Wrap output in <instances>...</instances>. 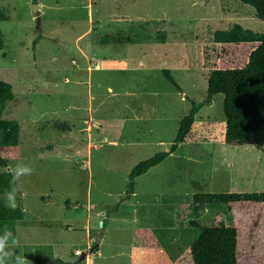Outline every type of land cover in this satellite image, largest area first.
<instances>
[{"label":"rangeland","instance_id":"1","mask_svg":"<svg viewBox=\"0 0 264 264\" xmlns=\"http://www.w3.org/2000/svg\"><path fill=\"white\" fill-rule=\"evenodd\" d=\"M0 10L8 18L0 80L15 94L0 120L20 126L19 146L0 150V173L31 169L17 177L14 196L26 217L2 249L4 264L17 255L25 264H132L156 250L174 262L196 242L195 221L238 225L226 206L198 219L193 206L196 194L264 192V183L242 176L264 177V146L208 136L224 133V95L197 115L202 139L181 144L136 179L119 211H108L138 163L170 150L191 100H206L222 52L215 33L235 24L264 33L254 8L237 0H0ZM106 37L120 40L105 44Z\"/></svg>","mask_w":264,"mask_h":264},{"label":"trees","instance_id":"2","mask_svg":"<svg viewBox=\"0 0 264 264\" xmlns=\"http://www.w3.org/2000/svg\"><path fill=\"white\" fill-rule=\"evenodd\" d=\"M237 1L254 8V18L264 22V0ZM7 20L5 13L0 10V52L6 47L1 23ZM118 40L106 37L105 44H113ZM215 42L222 45V52L218 67L209 77L206 100H191L190 112L181 119L175 142L169 151L157 153L132 169L126 195L108 211L109 216L119 211L120 206L135 194L136 179L161 165L181 144L202 139L194 131L196 117L204 107L212 105L217 95L225 96L226 125L220 136L208 132L211 142L231 147L264 146V33H256L235 24L229 31L216 32ZM163 75L174 88L182 92L171 71L164 70ZM14 99L13 87L0 80V114L4 106ZM19 144V124L14 120L1 119L0 150L8 151ZM0 165L7 166V160L1 156ZM13 177L12 172L0 173V238L4 239V245L15 243L16 224L26 217L21 207H8L3 197L8 193L20 192L19 182ZM193 206L197 219L205 209L226 206L238 225L206 227L195 221L193 224L200 230L199 236L176 261L173 262L165 251L156 250L138 254L132 264H264V192L196 194ZM144 233L148 238L151 237L150 232ZM150 244L157 247L153 239ZM53 264L75 263L56 260Z\"/></svg>","mask_w":264,"mask_h":264},{"label":"clouds","instance_id":"3","mask_svg":"<svg viewBox=\"0 0 264 264\" xmlns=\"http://www.w3.org/2000/svg\"><path fill=\"white\" fill-rule=\"evenodd\" d=\"M30 171H31V169H29L27 167L21 169L19 167V165H17L13 179L15 180L18 176L23 175L25 173H28ZM7 206L12 208V209H15L17 207V203L15 200L14 193L8 194ZM3 247H4V239L0 238V257L9 255V253L2 252ZM0 264H4V261L2 258H0ZM16 264H25V258L17 255L16 256Z\"/></svg>","mask_w":264,"mask_h":264},{"label":"crops","instance_id":"4","mask_svg":"<svg viewBox=\"0 0 264 264\" xmlns=\"http://www.w3.org/2000/svg\"><path fill=\"white\" fill-rule=\"evenodd\" d=\"M232 165V164H231ZM232 168H234V166H231ZM241 173V172H240ZM251 173H253V174H251V175H248L247 173L245 174H242V176H243V180L244 181H246V179H248V176H250L252 179L251 180H249V181H247L249 184H250V182H253V181H259V184H262V183H264V177H260V176H258V175H255L254 174V171H251ZM257 182H256V184H257ZM239 194H241V193H239Z\"/></svg>","mask_w":264,"mask_h":264},{"label":"water","instance_id":"5","mask_svg":"<svg viewBox=\"0 0 264 264\" xmlns=\"http://www.w3.org/2000/svg\"><path fill=\"white\" fill-rule=\"evenodd\" d=\"M34 11H35V14H36V17H37V22L39 24L40 21H41V16H40L39 7L37 5L34 6ZM84 257H85V253L82 255V258H84Z\"/></svg>","mask_w":264,"mask_h":264}]
</instances>
